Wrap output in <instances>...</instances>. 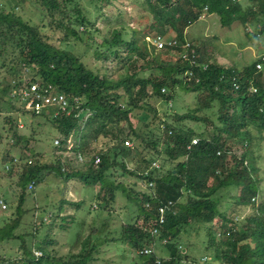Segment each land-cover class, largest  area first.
I'll return each mask as SVG.
<instances>
[{
  "label": "trees",
  "instance_id": "1",
  "mask_svg": "<svg viewBox=\"0 0 264 264\" xmlns=\"http://www.w3.org/2000/svg\"><path fill=\"white\" fill-rule=\"evenodd\" d=\"M34 1L39 9L38 23L23 19L13 7L0 5V176L8 185L0 189V200L12 209V217L0 226V243L14 241L19 249L16 256L8 257L0 248V264H91L101 246L111 241L123 244L124 252H136L131 264H264V203L257 206L256 213L242 216L238 211L240 206H252L250 202L257 195L258 180L251 181L249 172L241 168L247 166V160L244 164L239 138L242 134L248 137L244 144L248 146L250 137H254L250 128L256 130L257 137L264 130V61L260 68L255 66L264 52L242 68H235L210 60L203 47L199 50L185 39V28L203 13H215L225 27L251 26L258 33L264 32V0H249L254 2L247 5L241 0H132L146 4L152 23L141 28L120 20L112 25L108 19L106 31L95 25L94 15L99 17L104 5L113 0ZM46 27L60 32V42L72 41L73 46L84 47L77 52L54 44V33L42 31ZM150 30L158 33L154 38L173 39L177 44L157 48L145 39ZM165 31L173 35H165ZM245 34L251 36L248 29ZM185 43L188 45L183 48L190 50L187 54L182 51ZM170 49L183 55L172 61L167 58ZM86 53L113 61L115 68L93 69L84 62ZM113 71H117L116 76ZM31 82L51 84L68 97L78 96L81 120L63 113L58 104L46 105L38 114L26 109L24 104L29 98H21V90ZM176 87L201 93L196 109L179 113L173 108ZM150 97L165 101L164 113L156 114L148 102ZM144 109L152 111L153 128L146 127L145 121L138 128L132 123V111ZM203 109L208 112L200 113ZM87 111L89 115L83 119ZM167 112L171 120L165 119ZM21 117L28 119L25 132L19 129L23 126ZM39 119L54 130L53 139L59 138L58 144L51 143L49 161L39 160L46 150L36 147ZM185 120L208 122L211 126L197 132L187 127ZM194 136L197 143L187 148ZM127 139L136 145H125ZM99 142H104L103 146H96ZM160 154H165L170 164L175 163L167 168L159 165L145 175L142 171L148 168L153 155ZM96 155L99 161L94 163ZM228 156L231 159L226 161ZM14 157L15 163L11 162ZM232 158L236 160L234 165ZM47 174L63 181L76 177L87 185H97L95 210H107L117 193L135 209L112 239L107 214L94 215V220L99 218L100 222H93L82 236L83 219L76 221L73 214L60 213L44 224L43 218H35L33 206L31 237L26 240L24 232H16L22 223L19 211L25 193L33 192ZM123 175L139 179L142 188L127 187L116 180ZM148 181L154 184L148 186ZM29 183L33 185L31 190L27 189ZM231 186L238 187L233 207L229 201H222L223 189L229 195ZM168 199L176 210L166 214L158 234L152 235L158 206ZM71 203L78 209L83 202ZM222 204L229 206L222 209ZM232 208L237 216L233 217ZM65 223H70L72 230L73 225L80 226L71 231L70 240L79 248L75 253L58 255L55 229L64 230ZM214 223L218 231L213 229ZM47 225L50 233L43 229ZM38 228L42 231L39 241L35 235ZM191 230H203L204 234L199 241H189ZM161 239L166 240L164 244L159 243ZM200 241L201 252L191 247ZM157 244L166 248L168 257L155 254ZM145 248L148 252H142Z\"/></svg>",
  "mask_w": 264,
  "mask_h": 264
},
{
  "label": "rangeland",
  "instance_id": "2",
  "mask_svg": "<svg viewBox=\"0 0 264 264\" xmlns=\"http://www.w3.org/2000/svg\"><path fill=\"white\" fill-rule=\"evenodd\" d=\"M21 2V3H20ZM243 5L252 4V1L249 0H241ZM6 5L9 8H12L13 11L20 15L23 19H28L32 23H38V17H39V9L38 5L34 0H0V5ZM38 9V10H37ZM147 7L146 4L143 1H132V0H113L112 4L110 5H104V8L101 11V15L97 17L94 15L95 18V25L100 26L103 31H106L108 25V19L111 20V24L114 25L117 23V21H123L125 23L130 24L131 26H139L141 28H144V26H148L152 23V16L150 13L146 11ZM120 11V12H119ZM259 16H257L258 18ZM249 31L250 37H247L245 32ZM247 29H244L242 25H231L229 27L222 26L217 15L215 13H203L200 18L196 19L192 23H190L185 28V39L186 41L190 42L192 41L195 45V47L200 50L202 47L204 48V52L206 56L210 60H214L218 63H221L224 66L232 65L235 68H242L243 66L247 65L252 60L256 59L258 54H261L264 52V32H256L254 28L251 26H248ZM44 33L50 34L54 33V36H52V40L54 44L67 47L69 49H75V51L80 52L84 46L80 44V46L77 48L76 44L73 46V42L69 41L67 44L60 42L59 36L60 32L50 31L47 27L42 30ZM167 32V33H166ZM166 33V34H165ZM165 35H169L170 37L173 35L172 31H165ZM158 33L154 30H150L148 36H145V39H147L150 44L156 45L154 37ZM164 36V35H161ZM163 40H165L162 37ZM163 46L162 48H164ZM182 51L183 53L187 54L190 52V50H187L183 48L182 45ZM82 53V52H81ZM178 54V51H174V49H170V52H168L167 58L170 60L176 59V57L183 55ZM84 62L92 67L93 69H104L107 71V67H112L114 69V62L107 60H101L96 59L91 53L85 54ZM110 71V69H109ZM112 71V70H111ZM110 71V72H111ZM2 74V70L1 73ZM32 74V72L27 73L25 77H29ZM117 71H113L112 75L116 76ZM168 93V92H167ZM201 96L200 92H192L188 91L185 92L183 90L175 88V95L173 97L172 105L173 108H175L179 113L186 112L190 109H196L198 106L197 101ZM148 102L150 105H153L156 110L157 115H161L164 113L165 110V101L150 97L148 99ZM173 108L168 107L167 109L173 110ZM206 109H203L199 111L200 113L206 112ZM208 112V111H207ZM198 113V112H197ZM199 114V113H198ZM171 114L167 112L165 119L171 120ZM132 123L135 126V128H138L141 121H145L146 127L153 128L154 122L152 111L151 113L144 109V110H133L132 111ZM21 120L23 122V126H21L19 129L21 132H25L27 127L26 124L28 123V119L24 120L21 117ZM38 120V118H36ZM40 124L36 127V136L38 138L36 142V147L40 148L41 150H44L45 154L40 156V161H49L52 157L50 149L51 145L53 144V137H54V130L51 129L49 124L42 122L41 119H39ZM185 125L187 127H191L197 132H200L204 129H209L211 124L208 122H195L191 120H185ZM156 124V123H155ZM162 127V125H161ZM250 131L252 132L253 138L250 137L251 144H248V146H244L246 140L248 137L244 136V134L241 135L239 138L240 140V149H241V156L245 159L244 164L247 160V166H242L241 168L243 171H248L251 177V181L257 182L255 183L256 187V197L254 198V202H250L252 206H247L242 208L239 207L240 210H238L241 215L250 214V213H256L258 210V207L261 203H264V130L259 133L260 136L257 137L256 130L254 128H250ZM57 137V136H55ZM195 137V136H194ZM257 137V138H256ZM58 138V137H57ZM197 138V137H196ZM41 141V142H39ZM52 143V144H51ZM236 143V142H234ZM104 142H99L98 145L103 146ZM238 144V143H236ZM235 144V145H236ZM131 145L135 146L136 143H133L131 141ZM239 145V144H238ZM235 146L233 145L232 149L235 151ZM248 149V151L245 150ZM239 151V150H238ZM15 154L16 152L13 151ZM78 153V152H77ZM146 154V153H142ZM17 156V155H16ZM98 156V155H96ZM95 157V156H94ZM153 160H157L159 162L158 164L160 167H170L172 164L168 160H165L166 156L165 154H160L158 156L153 155ZM17 158L14 157L11 162L15 163V160ZM231 157L228 156L227 160H230ZM234 160L232 158V162L234 165ZM9 163V162H8ZM13 163V164H14ZM231 163V161H229ZM163 164V165H162ZM128 165H132L131 163H128ZM162 165V166H161ZM228 166V165H227ZM5 169L7 166H4ZM159 171V170H158ZM3 173L2 170H0V175ZM4 177L0 176V186L2 190H5L3 186H8L6 183L7 181L3 179ZM15 180V176L12 177V181ZM118 181H123L122 183H125V185L128 187H134L135 189L142 188L143 185L142 182L137 179L134 176L130 175H123L118 176L116 178ZM142 184V185H141ZM18 191V188H16ZM238 187L231 186L229 189V195H226L228 192L227 189H223L222 195L225 196L224 199L222 197V201H229V205H234V199L233 195L238 193L237 192ZM97 191V185H87L85 183H82V181H79L78 178L73 177L69 178L67 181L61 180L59 177L54 176L52 174H47L46 178L41 183H37L33 189V192L27 191L24 196V202L22 204V208L19 211L20 218L22 220V223L19 225V227L16 229V232L22 231L25 233V239L30 240L31 237V229H32V217L30 209L35 206L36 209L34 210V215L37 220L43 218L44 224H47L50 218L53 216V214H60L66 216L68 214H73L75 217V220H81L84 221V228H80L79 225H73V230L70 228V223H65L64 230L56 228L55 231V237L57 238V245H56V254L58 255H64L68 253H75L77 249L79 248V244L74 243L73 245L70 244V240L72 238V232L76 231V229H81V234L84 236L89 226L93 222H100V219L95 218L94 215H99L100 217H104L107 214V217L110 218V225H111V232L109 233V236L114 239L118 232H120V225L123 224L125 221V218L134 211L135 206L127 202V200L120 196L119 193H117V197L113 203L110 206L108 205V209L102 211L95 210L97 205L93 203H97L95 201V193ZM0 192H2L0 190ZM65 199V204L61 203V200ZM7 200V199H6ZM82 200V204L78 209L74 208V204L71 203L72 201H79ZM36 204V205H35ZM222 204V209H226L229 205ZM253 207V208H252ZM64 208L62 212H60V209ZM233 212V217L237 216L235 210L232 208L231 210ZM14 213V211H13ZM52 214V215H51ZM51 215V216H50ZM262 215V214H260ZM239 216V215H238ZM12 217V209L9 205L6 206V208L2 209L0 206V226L5 223V221ZM81 219V220H80ZM44 230L49 232V226H44ZM213 229L219 230V227L217 223H214ZM41 228H38V233L35 234L37 237V240L39 241L41 238ZM204 234L203 230H200L196 232L195 230H191L188 234L187 239L191 241V239L197 240L198 237ZM52 238V237H47ZM55 238V239H56ZM186 239V238H185ZM38 241L36 242V246L38 244ZM199 241V240H197ZM202 246L201 241L196 244L195 246H191L192 248H198L199 252H201L200 247ZM11 247V252L7 251V248ZM0 248L4 250L3 253H8V257L16 256V254L19 252L18 249V243L14 241H4L0 243ZM125 247L123 244L117 242V241H111L107 244H103L101 246L100 252L96 253L95 261L91 264H131L135 259V253L136 252H124ZM166 248H163L161 244H157L155 246V254L158 257H168L167 252L165 251ZM185 250V249H184ZM35 254L39 255L40 252L38 250ZM10 252V253H9ZM124 253L123 255L121 253ZM192 253H197L198 250H191ZM190 252V253H191ZM129 253V255L127 254ZM123 256H125L123 258ZM202 256V254H201ZM139 263V262H138Z\"/></svg>",
  "mask_w": 264,
  "mask_h": 264
},
{
  "label": "built area",
  "instance_id": "3",
  "mask_svg": "<svg viewBox=\"0 0 264 264\" xmlns=\"http://www.w3.org/2000/svg\"><path fill=\"white\" fill-rule=\"evenodd\" d=\"M156 47L157 48H162L163 46H170L174 45L176 43L175 40H168L165 41L161 37L154 38ZM177 44V43H176ZM183 46H187L188 43L182 44ZM262 61H264V53L260 57V61L256 62L255 66L256 68H260L262 65ZM163 90V89H162ZM21 98H29L26 104H24L25 108L28 110H32L34 113H40L41 109L49 104H58L61 109H63V113L66 115H72L74 118H76L78 121L81 120V108L79 105V97L78 96H73V97H68L63 95L62 93H58L55 90V87L52 86L51 84H46V85H41L36 82H31L28 83L27 88L21 90ZM24 99V100H25ZM89 115V112L87 111L84 114L83 119H86L87 116ZM22 124V123H20ZM59 138H54L53 143L58 144ZM197 141L196 137H193L191 139V142L188 143L187 148L190 147V145H194ZM125 145L131 146V141L126 140ZM77 159L81 160V156L77 154ZM94 163H97L99 161V157L95 156L93 159ZM16 162V160H15ZM159 164L157 163V160H151L149 166L147 169H144L142 172L146 175L148 170L150 169H156L158 168ZM154 183L153 181H148L147 185L152 186ZM32 183H29L27 185V189L31 190L33 189ZM0 206L2 209L6 207V203L3 200H0ZM176 210V207L174 205V202L170 199L166 200L165 202L161 203L158 206V220H157V226L153 227L151 229V234L152 235H157L158 234V229L159 225H162L165 222V217L167 213H174ZM165 239H161L159 243L164 244ZM36 251H34L35 253ZM143 252H148V249H144ZM10 264V263H7Z\"/></svg>",
  "mask_w": 264,
  "mask_h": 264
},
{
  "label": "bare ground",
  "instance_id": "4",
  "mask_svg": "<svg viewBox=\"0 0 264 264\" xmlns=\"http://www.w3.org/2000/svg\"><path fill=\"white\" fill-rule=\"evenodd\" d=\"M157 163H159V162H157ZM262 204V203H261ZM145 247V246H144ZM139 250V249H138ZM142 252H143V250H142ZM182 263V262H181ZM185 263V262H184Z\"/></svg>",
  "mask_w": 264,
  "mask_h": 264
}]
</instances>
